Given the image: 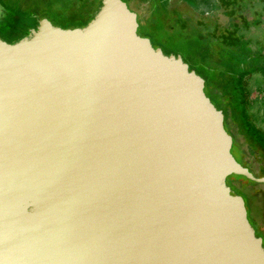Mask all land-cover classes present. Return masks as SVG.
Here are the masks:
<instances>
[{
	"label": "water",
	"instance_id": "water-1",
	"mask_svg": "<svg viewBox=\"0 0 264 264\" xmlns=\"http://www.w3.org/2000/svg\"><path fill=\"white\" fill-rule=\"evenodd\" d=\"M163 17L179 0H168ZM123 0L0 38V264H264L254 177L179 52Z\"/></svg>",
	"mask_w": 264,
	"mask_h": 264
},
{
	"label": "trees",
	"instance_id": "trees-1",
	"mask_svg": "<svg viewBox=\"0 0 264 264\" xmlns=\"http://www.w3.org/2000/svg\"><path fill=\"white\" fill-rule=\"evenodd\" d=\"M62 1L69 9L82 3L89 5V12L92 8V0ZM158 1L162 6V0ZM194 1L179 0L166 15L179 30H193V47L181 55L182 61L203 79L204 94L221 111L223 127L231 137V147L241 156V165L253 169L257 177L264 176V125L259 131L252 124L255 119L264 120V41L252 36L256 28L264 30L260 14L264 10L254 7L262 0H200L197 5ZM138 5L144 10L148 2ZM161 6L156 12L163 16L166 11ZM88 11L76 9L74 13L87 21L92 17H86ZM33 16L29 24L36 23L39 14Z\"/></svg>",
	"mask_w": 264,
	"mask_h": 264
},
{
	"label": "rangeland",
	"instance_id": "rangeland-1",
	"mask_svg": "<svg viewBox=\"0 0 264 264\" xmlns=\"http://www.w3.org/2000/svg\"><path fill=\"white\" fill-rule=\"evenodd\" d=\"M0 0V37L4 40H10L20 35L24 28V25L29 24L30 19L34 17L33 15H38V18H46L52 25L59 26L61 28H73L77 26H82V23L86 21V18L75 16L76 9H83L88 11L89 5L78 4L74 5L72 8H68V5L62 0ZM100 0H92V8L90 12L88 11V16H93L97 7H99ZM128 5L134 0H123ZM196 1V2H195ZM193 3L198 4L200 0H195ZM191 2V0H190ZM174 6V5H173ZM199 8H203L201 4L198 5ZM205 6V5H204ZM157 4L153 1H148L147 8L144 10H138L137 16V29L136 33L139 36H149L153 47L162 48L163 51L169 53L179 52L181 55L190 52V48L193 47V30L187 27L184 30H179L177 24L167 21V17H163L156 12ZM255 8H262L264 10V0L256 2ZM172 12L170 11L169 14ZM261 16L264 18V11L260 12ZM40 15H42L40 17ZM90 19V18H89ZM224 17H220V22L224 23ZM88 21V20H87ZM86 21V22H87ZM85 22V23H86ZM31 23V22H30ZM84 23V24H85ZM253 39L264 41V30L262 28H256L252 33ZM185 40V41H184ZM185 43H184V42ZM183 43V44H182ZM252 124H255L261 131L262 124L264 125V120H253ZM264 132V130H263ZM230 153L234 159L240 163L241 156L238 152L230 147ZM249 171L254 177L255 172L253 169L249 168ZM228 177V176H227ZM227 177L225 178L226 186L230 187L233 192L239 194L240 197H245L251 199V194H255V198L252 201V207L248 210V218L251 223H255V217L258 222H262L264 227V182L248 180L244 177L235 178L228 177L233 181L231 183ZM253 219V221H252ZM254 226V225H253Z\"/></svg>",
	"mask_w": 264,
	"mask_h": 264
},
{
	"label": "flooded vegetation",
	"instance_id": "flooded-vegetation-1",
	"mask_svg": "<svg viewBox=\"0 0 264 264\" xmlns=\"http://www.w3.org/2000/svg\"><path fill=\"white\" fill-rule=\"evenodd\" d=\"M149 1V3H150V1H153V2H155L156 4H157V7H156V9H159L160 8V6H161V4L159 3V1L158 0H134L133 2H131V4H127V3H125L126 4V6L128 7V9L129 10H131V11H133L134 13H135V19H136V22H137V16H138V10L140 9L139 8V5L137 6V2L138 3H140V4H143V3H146L147 4V2ZM162 6L161 7H166V5L169 3L168 2V0H162ZM166 4V5H165ZM159 15H161V14H159ZM138 25V24H137ZM36 26V23H32V24H29V25H24V28H23V30L21 31V33H20V35H18L17 36V34L15 35L16 37L15 38H13V39H10V40H6V41H9V42H11V41H14L16 38H18V37H20L21 35H23L24 34V32H25V29L26 28H28V27H32V28H34ZM137 29V28H136ZM145 37H147V36H145ZM1 38V37H0ZM148 39H149V42H150V44H151V41H150V37L148 36L147 37ZM2 39V38H1ZM152 45V44H151ZM153 47V46H152ZM160 50H161V52L163 53V54H168L169 52H165V51H163V49L162 48H159ZM172 54H174L175 55V53H172ZM182 59V58H181ZM256 148L258 147V149L260 148L259 146H255ZM264 159V158H263ZM227 179L231 182V183H233V181L232 180H230L228 177H227ZM229 189H231L230 187H229ZM235 194H237L236 192H234ZM237 195H239V194H237ZM242 198V200H243V203H244V206H245V211H246V217H247V220H248V222H249V224H250V226L253 228V232H254V235L255 236H257V237H259L260 239H261V246H262V248L264 249V227H263V225H262V222L260 221V222H258L259 220H257V218L255 217V223L253 224V223H251V221L249 220V218H248V209L250 208L251 209V207H252V204H253V200H254V198H255V194L253 193V194H251V199L249 200L248 199V201L245 199V197H241ZM252 221H253V219H252ZM254 225V226H253ZM261 232V234H259Z\"/></svg>",
	"mask_w": 264,
	"mask_h": 264
}]
</instances>
